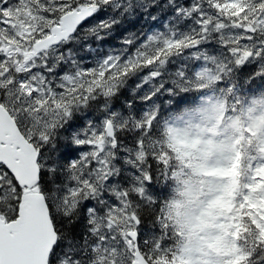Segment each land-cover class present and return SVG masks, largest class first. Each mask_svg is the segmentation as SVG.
I'll list each match as a JSON object with an SVG mask.
<instances>
[{
  "label": "snow or ice",
  "instance_id": "6c2138e0",
  "mask_svg": "<svg viewBox=\"0 0 264 264\" xmlns=\"http://www.w3.org/2000/svg\"><path fill=\"white\" fill-rule=\"evenodd\" d=\"M0 264H264V0H0Z\"/></svg>",
  "mask_w": 264,
  "mask_h": 264
},
{
  "label": "rangeland",
  "instance_id": "374dc122",
  "mask_svg": "<svg viewBox=\"0 0 264 264\" xmlns=\"http://www.w3.org/2000/svg\"><path fill=\"white\" fill-rule=\"evenodd\" d=\"M233 169H234V171H233ZM233 169H232V170L230 169V170H229L227 173H225V174L230 175V176H232V177H235L236 169H235L234 167H233ZM229 194H230V193H229ZM217 206L220 207V208L227 207V206H228V201H227L226 199H221V200L218 201Z\"/></svg>",
  "mask_w": 264,
  "mask_h": 264
}]
</instances>
